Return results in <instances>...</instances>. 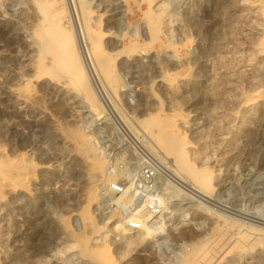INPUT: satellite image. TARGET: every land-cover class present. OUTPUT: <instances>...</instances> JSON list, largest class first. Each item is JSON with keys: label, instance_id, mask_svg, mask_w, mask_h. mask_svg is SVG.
I'll use <instances>...</instances> for the list:
<instances>
[{"label": "rangeland", "instance_id": "obj_1", "mask_svg": "<svg viewBox=\"0 0 264 264\" xmlns=\"http://www.w3.org/2000/svg\"><path fill=\"white\" fill-rule=\"evenodd\" d=\"M41 1L80 82L42 43ZM154 117L212 173L206 195L154 143ZM132 147L163 176L164 211L141 232L99 208L122 175L108 154ZM195 260L264 264V0H0V264Z\"/></svg>", "mask_w": 264, "mask_h": 264}, {"label": "built area", "instance_id": "obj_2", "mask_svg": "<svg viewBox=\"0 0 264 264\" xmlns=\"http://www.w3.org/2000/svg\"><path fill=\"white\" fill-rule=\"evenodd\" d=\"M124 152L108 154L110 160H115L110 164L117 165L122 175L103 186L99 208L103 213L117 215L125 229L141 232L155 227L164 211L163 176L158 163L136 154L133 147ZM145 214L151 215L152 220L145 221Z\"/></svg>", "mask_w": 264, "mask_h": 264}, {"label": "bare ground", "instance_id": "obj_3", "mask_svg": "<svg viewBox=\"0 0 264 264\" xmlns=\"http://www.w3.org/2000/svg\"><path fill=\"white\" fill-rule=\"evenodd\" d=\"M149 3L153 4L154 0H146ZM48 2V1H47ZM40 6L43 8L44 12L46 13L44 16H47L50 19V22L47 21L45 24L43 25L42 28V37H43V44L45 46L46 51L51 52L54 54V60H55V65L56 66H60V65H64L65 64V69L67 71V69L70 66V70L72 71V73H74L75 77L77 78V80L80 82L81 80H83V72L81 71V68H79V66H75L74 63L76 61V58L74 55H71V51L70 49V44L69 43V37H67L68 35L65 34L66 32L64 31V34L67 35L65 37H60V34L63 33V30L60 28L61 26L59 25L60 23V18L55 16L57 13H55V15H53V13L50 12L49 10V4L47 5L45 2H40L39 3ZM150 5V4H149ZM56 9V7L54 8ZM56 11V10H55ZM88 14V13H87ZM86 14V19L89 20V14ZM45 21V20H44ZM43 22V21H42ZM151 28H155V19L151 18ZM93 27V26H92ZM88 28V27H87ZM99 28V27H98ZM94 29V27H93ZM154 30V29H153ZM67 31V30H66ZM39 32V31H38ZM60 33V34H59ZM68 33V32H67ZM88 33L89 36L93 39L94 41V46H93V50L92 53L94 55L95 61L96 63L100 66L101 71L104 75H109L111 72V59L110 56L107 54V52H105L103 49L101 50V46H102V42H103V35L102 33L99 31H94L91 28H88ZM40 34V33H39ZM41 35V34H40ZM69 38V39H68ZM92 44V43H91ZM136 46H133L131 48V50H134ZM42 49V48H41ZM78 51V50H77ZM75 53V52H73ZM46 54V53H44ZM50 54V53H49ZM78 55V54H77ZM44 56V55H43ZM112 58V57H111ZM78 60V59H77ZM41 61V60H40ZM80 62V60H79ZM72 64V65H71ZM69 65V66H68ZM80 65V64H79ZM83 65V64H82ZM52 66V65H51ZM61 67V66H60ZM59 67V68H60ZM51 68V67H50ZM90 68V67H89ZM44 69V68H43ZM46 69V68H45ZM43 71V70H41ZM52 71V70H51ZM62 71L63 67H62ZM50 72V71H49ZM59 72V71H58ZM43 73V72H42ZM64 73V72H62ZM39 74V73H38ZM49 74V73H48ZM91 74V73H90ZM47 75V74H45ZM52 75V74H51ZM57 75V74H56ZM61 75V74H60ZM66 75V74H64ZM88 75V74H87ZM49 76V75H48ZM59 77V76H58ZM85 77V76H84ZM55 78V77H54ZM73 79V78H72ZM71 80V79H70ZM74 81V79H73ZM87 82V80H86ZM72 83V82H71ZM76 84V83H75ZM74 84V85H75ZM86 86V85H85ZM87 90V89H86ZM90 92V91H88ZM87 93V92H86ZM91 95V94H90ZM90 97V96H89ZM88 97V98H89ZM93 97V96H92ZM92 97L90 98V101H92ZM93 103V102H92ZM96 105V104H94ZM93 107V106H92ZM100 108V107H99ZM97 110V109H96ZM94 112V110H93ZM159 115V114H158ZM157 116V115H156ZM152 118V117H151ZM150 120V118H149ZM182 120V119H181ZM144 121V120H143ZM166 122V121H165ZM168 124V122H167ZM144 127H146L147 131L148 129L152 130V138L154 143L157 145V147H159L161 150L164 151L165 154L173 156V158L175 159V163L180 167V169L186 173L187 175H189L197 184L198 186H200L201 190L203 192H205V195L210 187V185H212L211 183V174L209 171L205 172V173H199L197 172L191 165H186L184 163V159L186 158L185 155V148H186V142H183L182 139H180L178 136H176V134H174L170 129H166V128H162L159 126V124H157V122L155 121V117L150 120V121H146L143 122ZM167 126V125H166ZM169 127V126H168ZM174 129V128H172ZM74 132V131H73ZM150 132V131H149ZM175 132V131H174ZM181 135V134H180ZM85 150V149H84ZM87 150V149H86ZM160 150V151H161ZM188 159V158H187ZM184 160V161H183ZM188 162V160H187ZM199 171V170H198ZM4 177V176H3ZM211 179V180H210ZM196 186V185H195ZM197 190V189H196ZM207 190V191H206ZM209 192V191H208ZM200 194V193H199ZM204 195V196H205ZM202 196V195H201ZM206 197V196H205ZM236 234V233H235ZM262 235V234H261ZM236 236V235H235ZM220 248V247H219ZM104 252V251H103ZM198 252V251H197ZM200 255V254H199ZM205 255V254H204ZM193 258V257H192ZM197 258V257H196ZM211 258V257H210ZM189 259V258H188ZM198 259V258H197ZM207 260L208 258H206L205 256L202 258V260ZM194 260V259H193ZM106 261V260H105ZM108 261V260H107ZM200 263V262H199ZM194 264H198V260H195ZM203 264V263H202Z\"/></svg>", "mask_w": 264, "mask_h": 264}]
</instances>
